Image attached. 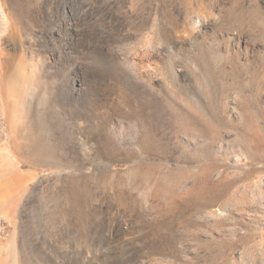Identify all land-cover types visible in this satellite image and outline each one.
<instances>
[{
  "label": "rangeland",
  "instance_id": "1",
  "mask_svg": "<svg viewBox=\"0 0 264 264\" xmlns=\"http://www.w3.org/2000/svg\"><path fill=\"white\" fill-rule=\"evenodd\" d=\"M0 23L45 59L0 110L10 264H264V0H0Z\"/></svg>",
  "mask_w": 264,
  "mask_h": 264
},
{
  "label": "bare ground",
  "instance_id": "2",
  "mask_svg": "<svg viewBox=\"0 0 264 264\" xmlns=\"http://www.w3.org/2000/svg\"><path fill=\"white\" fill-rule=\"evenodd\" d=\"M2 30H3V28H2ZM5 33H6V31H5ZM7 45H8V43H7ZM6 49L7 48H6L5 42L2 39H0V110H1V113L3 114V116L9 117V116H11V115H9L10 114L9 112H11L13 110L12 106L15 109L16 108H22L24 106V102H23L24 100L23 99H25L24 98L25 95L27 93H29L28 90L31 89L33 87V85H35L36 82L40 80V78H42V72L44 71V68L42 67L41 64H45V59L42 58L43 56L40 57L38 55H35V56L30 55L29 57H26V58L24 57L22 60H20V59L16 60L15 56H12L11 54L10 55L12 56V59H10L11 56L9 55L8 51H6ZM10 51H12V50H10ZM37 66H39L38 70L36 68ZM38 72L39 73L41 72L40 75L38 74ZM16 110H18V109H16ZM21 111H23V110H21ZM13 113H14V111H13ZM6 124H7V122H6ZM7 150H9V149H7ZM8 154H10V153L8 152ZM3 156H5V155H3ZM3 159H4V157H3ZM4 160L7 161V159H4ZM7 173H9V172H7ZM6 176H9V174ZM7 178H9V177H7ZM8 182L9 181H7V183ZM4 186H6V185H4ZM13 254H16V253H13ZM0 264H10V261H7V259H5L2 256L1 252H0Z\"/></svg>",
  "mask_w": 264,
  "mask_h": 264
},
{
  "label": "water",
  "instance_id": "3",
  "mask_svg": "<svg viewBox=\"0 0 264 264\" xmlns=\"http://www.w3.org/2000/svg\"><path fill=\"white\" fill-rule=\"evenodd\" d=\"M80 176H83L82 172H79Z\"/></svg>",
  "mask_w": 264,
  "mask_h": 264
}]
</instances>
